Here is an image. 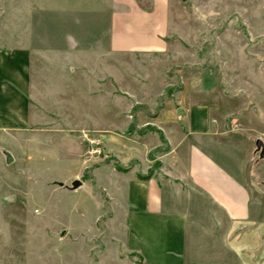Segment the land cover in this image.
Segmentation results:
<instances>
[{
    "label": "crops",
    "instance_id": "1",
    "mask_svg": "<svg viewBox=\"0 0 264 264\" xmlns=\"http://www.w3.org/2000/svg\"><path fill=\"white\" fill-rule=\"evenodd\" d=\"M180 4L85 0V27L76 15L62 27L55 8L43 19L38 45L0 46V131H27L39 123L63 133L93 129L94 77L101 76L107 101L101 113L118 124L102 122L106 155L92 179L77 175L73 181L87 184L85 192L99 205L107 200L125 249L143 264H190L205 237H220L236 254L253 252L264 238L260 188L253 183L255 174L261 176L254 144L263 133L247 140L251 129L207 105L199 81L152 110L172 84L167 71L173 59L183 56L182 29L175 26ZM97 13L105 38L94 40ZM146 104L149 119L136 108ZM94 180L102 200L89 190Z\"/></svg>",
    "mask_w": 264,
    "mask_h": 264
},
{
    "label": "rangeland",
    "instance_id": "2",
    "mask_svg": "<svg viewBox=\"0 0 264 264\" xmlns=\"http://www.w3.org/2000/svg\"><path fill=\"white\" fill-rule=\"evenodd\" d=\"M180 2L175 26L182 29L183 56L173 59V68L167 71L172 84L152 110L158 111L172 92L197 87L199 81L205 103L219 114L229 113L228 122L251 129L247 140L262 132L263 138H258L264 149V0ZM93 7L100 8L95 2ZM55 8L62 27H69L68 19L75 15L85 27L81 12L85 0H0V46L38 45L43 40L39 36L43 19ZM93 18L94 40L105 38L99 34L101 15ZM105 86L100 75L94 77L91 130L55 132L39 123L27 131H0V264L141 263L125 249L107 200L99 205L85 192L87 184L77 192L71 189L77 175L84 181L92 179L106 155L102 122L118 124L112 115L101 113L107 102L102 98ZM140 107L149 119L150 105L136 106ZM51 118L60 120L58 114ZM254 147L261 176L255 174L253 183L260 188L257 199L264 211V152ZM89 190L103 199L96 180ZM190 264H264V238L253 252L236 254L220 237H205Z\"/></svg>",
    "mask_w": 264,
    "mask_h": 264
},
{
    "label": "water",
    "instance_id": "3",
    "mask_svg": "<svg viewBox=\"0 0 264 264\" xmlns=\"http://www.w3.org/2000/svg\"><path fill=\"white\" fill-rule=\"evenodd\" d=\"M256 146H257L258 149H262L263 152H264V149H263V142H262L260 139H258V140L256 141ZM7 160H8V162L12 161V157H11L10 155H8ZM72 184H73V188L76 189V188H78V187L81 186L82 181L79 180V179H76V180L73 181ZM138 264H143V263H138Z\"/></svg>",
    "mask_w": 264,
    "mask_h": 264
},
{
    "label": "trees",
    "instance_id": "4",
    "mask_svg": "<svg viewBox=\"0 0 264 264\" xmlns=\"http://www.w3.org/2000/svg\"><path fill=\"white\" fill-rule=\"evenodd\" d=\"M115 166L117 169L121 170V171H127L129 168L128 167H123L121 166L118 162H115ZM152 173V172H151ZM86 177V176H85ZM150 177V173L145 175V176H140L141 179H147Z\"/></svg>",
    "mask_w": 264,
    "mask_h": 264
},
{
    "label": "built area",
    "instance_id": "5",
    "mask_svg": "<svg viewBox=\"0 0 264 264\" xmlns=\"http://www.w3.org/2000/svg\"><path fill=\"white\" fill-rule=\"evenodd\" d=\"M91 142H94V140L93 141L91 140Z\"/></svg>",
    "mask_w": 264,
    "mask_h": 264
}]
</instances>
